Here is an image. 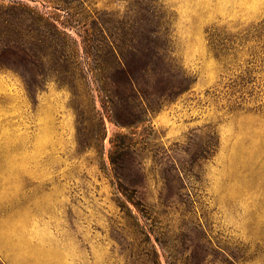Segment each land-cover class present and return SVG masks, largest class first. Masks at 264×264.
Masks as SVG:
<instances>
[{"label": "rangeland", "instance_id": "rangeland-1", "mask_svg": "<svg viewBox=\"0 0 264 264\" xmlns=\"http://www.w3.org/2000/svg\"><path fill=\"white\" fill-rule=\"evenodd\" d=\"M13 2L68 27L83 69L105 63L92 47L97 27L142 36L161 21L192 82L145 130L105 118L95 147L86 120L79 145L72 92L50 70L72 61L29 36L33 91L0 69V264H166L168 253L202 258L206 240L236 264H264V0H0ZM130 132L144 147L145 192L173 197L151 219L119 207L142 175L125 158L115 176L108 152L114 134Z\"/></svg>", "mask_w": 264, "mask_h": 264}, {"label": "trees", "instance_id": "trees-1", "mask_svg": "<svg viewBox=\"0 0 264 264\" xmlns=\"http://www.w3.org/2000/svg\"><path fill=\"white\" fill-rule=\"evenodd\" d=\"M55 21L57 20L50 19L22 3H0V69L17 73L27 91H33V84L28 77L30 68L26 62L27 39L31 35H35L47 49H51V54L57 52L62 62L71 60L72 63L68 65L58 64L50 70L52 75L66 84L72 92L79 145L85 143L82 134L86 120L91 125L89 141L95 147L99 146L105 136V118L117 127L137 129L142 126L145 130L147 115L171 102L186 91L192 82L191 76L182 69L173 55L171 37L161 21L157 22L158 30L142 36L130 32L119 35L100 25L101 27H97L98 33L93 35L92 47L97 51L95 58L105 63L101 62L87 69L79 67L75 60L73 47L65 30L68 27ZM213 48L220 51L222 46L213 40ZM17 56L22 61L21 64H5L4 61L17 59ZM40 75L43 77L45 74L41 72ZM89 78L90 87L89 84L85 85ZM75 80L78 83L82 81L81 83L92 92L88 104L78 96V83L76 84ZM35 85L38 87L39 84ZM143 149L140 140L135 138V132L116 133L110 140L108 160L115 176L121 175L125 158L130 160L131 165L138 167L142 176L138 182L128 181L130 188H122L125 200L120 202L119 207L129 211L126 201L130 202L143 218L151 219L154 214H158L156 209L170 208L173 197L160 193L155 199L145 192L146 176L140 161ZM127 189L129 193L126 192ZM145 234L148 239L152 237L156 242L159 241L154 230L146 231ZM156 262L157 259L152 260V263ZM165 262L236 264V259L232 254L218 246H212L211 242L206 240L202 258L193 255L191 260L184 261L168 253Z\"/></svg>", "mask_w": 264, "mask_h": 264}]
</instances>
